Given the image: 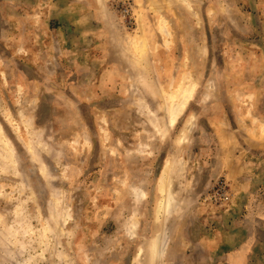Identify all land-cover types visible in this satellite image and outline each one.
Masks as SVG:
<instances>
[{
    "label": "rangeland",
    "instance_id": "374dc122",
    "mask_svg": "<svg viewBox=\"0 0 264 264\" xmlns=\"http://www.w3.org/2000/svg\"><path fill=\"white\" fill-rule=\"evenodd\" d=\"M0 264H264V0H0Z\"/></svg>",
    "mask_w": 264,
    "mask_h": 264
},
{
    "label": "bare ground",
    "instance_id": "6f19581e",
    "mask_svg": "<svg viewBox=\"0 0 264 264\" xmlns=\"http://www.w3.org/2000/svg\"><path fill=\"white\" fill-rule=\"evenodd\" d=\"M190 98H191V90H189V91H183V90L180 91L179 90L177 96L173 97L174 103L172 104V107L169 110V114L171 115V124H170L171 126L176 124L177 119H178L179 115L181 114V111L184 109L185 105H187ZM161 182L162 183L160 185V192L163 196V200L160 202L159 210L164 209L165 213L172 212V210L174 208V204H173L172 197L170 196L169 192L167 191L168 187L165 185V177H162ZM160 240L161 239H157L152 245V253H153L152 256H153V259L155 261H156V259H158V256L160 257V254L162 253L163 247H164L160 243Z\"/></svg>",
    "mask_w": 264,
    "mask_h": 264
},
{
    "label": "built area",
    "instance_id": "2783aa9c",
    "mask_svg": "<svg viewBox=\"0 0 264 264\" xmlns=\"http://www.w3.org/2000/svg\"><path fill=\"white\" fill-rule=\"evenodd\" d=\"M217 199L216 201L224 202L229 200V195L227 191L225 190L224 186H219L216 191Z\"/></svg>",
    "mask_w": 264,
    "mask_h": 264
},
{
    "label": "crops",
    "instance_id": "0c3cea01",
    "mask_svg": "<svg viewBox=\"0 0 264 264\" xmlns=\"http://www.w3.org/2000/svg\"><path fill=\"white\" fill-rule=\"evenodd\" d=\"M226 246L224 244H220L217 246V248H214V251H216L217 253L220 251H222Z\"/></svg>",
    "mask_w": 264,
    "mask_h": 264
}]
</instances>
